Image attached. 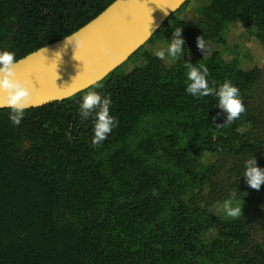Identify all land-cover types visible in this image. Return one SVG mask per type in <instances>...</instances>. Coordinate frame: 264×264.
I'll list each match as a JSON object with an SVG mask.
<instances>
[{"label": "trees", "instance_id": "1", "mask_svg": "<svg viewBox=\"0 0 264 264\" xmlns=\"http://www.w3.org/2000/svg\"><path fill=\"white\" fill-rule=\"evenodd\" d=\"M114 1L0 0V49L14 52L19 60L74 33ZM246 1L249 11L264 8V0ZM11 11L15 13L12 18ZM171 19L172 14L163 24ZM201 36L207 39L206 34ZM191 43L184 41L182 47ZM156 72L153 67L148 70V93L153 105L150 115L133 108L134 76L121 73L120 67L66 100L25 110L19 126L9 121V109H0V264H87L93 235L111 221L125 202L139 223L161 221L186 264H204L200 237L209 227L203 224V211L190 210L178 199L177 185L183 179L168 163L170 157L187 158L198 151L230 165L223 183L215 179L213 165L204 174L210 176L208 182L216 198L222 196L225 200L234 189L238 191L236 195L249 192L241 216L227 226L220 255L233 254L238 264H264V248L250 232L254 222H261L264 228V183L259 190L251 189L241 176L244 160L252 155L257 166L264 167V151L255 131L259 121L253 112L257 74L237 72L236 86L246 111L224 125L227 135L215 136L200 130L202 119L211 117L209 96L198 97L187 111L166 109L170 102L164 95L169 92L168 86L158 84ZM94 88L110 95V114L118 121L99 146L91 144L92 118L81 120L76 102ZM224 119L222 114L220 123ZM24 141L28 149L20 150L18 145ZM121 155L137 161L132 163L136 169L140 167L136 178L122 180L121 185L131 190L125 201L121 200L120 181L115 176V159ZM45 156L67 161L68 157L81 156L84 163L88 162V171H97L101 184L99 213L84 225L65 217L67 204L60 179L46 166ZM255 198L257 205L260 202L258 209ZM157 229L163 232L160 225ZM147 237L152 239L144 246L142 259L158 262L163 258L165 243L159 232L153 236L150 232Z\"/></svg>", "mask_w": 264, "mask_h": 264}, {"label": "rangeland", "instance_id": "2", "mask_svg": "<svg viewBox=\"0 0 264 264\" xmlns=\"http://www.w3.org/2000/svg\"><path fill=\"white\" fill-rule=\"evenodd\" d=\"M247 6L246 0H187L172 14L171 20L163 24L120 66L121 73H132L134 76L133 108L145 111L147 115L153 110L152 98L147 86L150 67L157 70L158 84L164 82V88L168 86L169 92L164 95H167L170 102L164 108L184 111L190 110L197 99L184 90L187 83V69L184 68L186 60L196 66L204 65L208 68L207 79L210 87H215L225 80H230L236 86L237 72H255L257 82L256 93L253 96L255 104L253 112L259 121L255 131L259 133L258 138L264 151V8L260 11H249ZM11 12L10 18L15 15L13 11ZM177 27H181L184 41L192 43L184 49L181 60L175 61L171 67H168L165 62L152 54V49L166 45V39L170 38L171 31ZM203 34L207 36L204 40L208 48L202 55L196 46V38ZM209 100L212 103L211 117L202 119L200 130L215 136H225L227 132L224 125H217L224 113L216 107L214 96L209 95ZM28 146L24 141L18 145V148L26 150ZM44 158H46V166L57 172L60 179L67 204L65 217L77 225H84L86 220L92 219L99 213L97 208L101 193L98 187L101 184L97 171H88V162L84 163L86 161L81 156L68 157V161L58 157ZM115 160V165L117 164L115 176L120 181L121 200L125 201L127 196H130L131 190L128 186L121 185L124 183L122 180L136 178L140 167L136 169L132 163L137 161L124 155ZM168 163L174 166L176 176L181 175L183 179L177 185L178 199L190 210L199 208L203 211V224L205 225L206 222L209 227V231L200 237L203 263L238 264L233 254L221 256L220 248L225 244L224 234L228 224L237 221L241 215L235 219L224 215L221 208L224 201L222 196L216 198L212 193L210 181L208 182L210 176L204 177L206 170L211 169L213 165V172L217 173L215 179H218V183H223L227 179L225 171L230 165L204 151L193 152L187 158L170 157ZM196 174L198 177H194ZM232 192L238 193L236 189ZM248 194L249 192H243L236 195L234 203H239L242 208ZM257 200L255 198L256 209L260 204L258 201L257 205ZM126 203L121 204L111 221L93 235L87 264H186V259L180 252L177 253L176 244L166 232L165 226L160 224L161 221L155 224L139 223L134 219ZM256 216L257 214L253 217L257 218ZM260 223H252L250 232L253 240L264 248V228L259 225ZM158 225L163 232L157 229ZM150 232L152 236L159 232L165 243V247L161 245L163 258L158 262L152 260L147 262V259H142L144 246L152 239L147 237Z\"/></svg>", "mask_w": 264, "mask_h": 264}, {"label": "water", "instance_id": "3", "mask_svg": "<svg viewBox=\"0 0 264 264\" xmlns=\"http://www.w3.org/2000/svg\"><path fill=\"white\" fill-rule=\"evenodd\" d=\"M186 1L115 0L69 35L82 41L81 47L66 45L63 38L19 59L15 65L17 77L33 82L32 106L26 110L66 100L103 80L138 51ZM98 44L105 46L107 55L98 52Z\"/></svg>", "mask_w": 264, "mask_h": 264}, {"label": "clouds", "instance_id": "4", "mask_svg": "<svg viewBox=\"0 0 264 264\" xmlns=\"http://www.w3.org/2000/svg\"><path fill=\"white\" fill-rule=\"evenodd\" d=\"M181 30V27L175 28L172 30L170 38L166 39V45L156 46L152 49V54L165 62L168 67H171L175 61L181 60L183 56L185 48L182 47L184 39ZM148 32L151 33L149 29ZM64 41L66 45L71 44L74 48L81 47L82 44V41L77 42L73 36L64 38ZM196 46L202 55L208 48L206 41L201 36L196 38ZM97 50L101 55L108 54V50L103 44H98ZM17 63L18 60L14 52L0 49V108L9 109L8 119L14 127L21 124L25 110L32 106L31 90L33 87V82L30 79L17 77L15 71ZM184 68L187 69L185 92L195 98L214 96L216 107L225 114L223 122L217 125L231 124L246 111L238 87L230 80L210 87L206 66H196L186 60ZM111 103L109 94H102L95 88L86 92L79 101L78 115L81 120H87L90 117L93 120L91 135L93 146L101 145L118 124L116 117L110 114ZM243 164L244 171L241 176H243L245 183L251 189L259 190L261 184L264 183V167L257 166L256 158L253 155L245 159ZM235 196V192L230 193L229 197L221 204L224 215L233 219L241 215V205L234 203Z\"/></svg>", "mask_w": 264, "mask_h": 264}]
</instances>
